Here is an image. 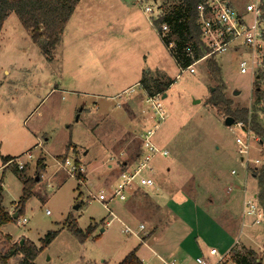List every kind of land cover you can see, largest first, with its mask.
<instances>
[{"label": "rangeland", "instance_id": "obj_1", "mask_svg": "<svg viewBox=\"0 0 264 264\" xmlns=\"http://www.w3.org/2000/svg\"><path fill=\"white\" fill-rule=\"evenodd\" d=\"M127 1L130 4L124 0H82L51 60L33 42L15 13L4 23L0 36L3 208L10 214L21 213L18 203L25 183L32 182V195L22 212L27 222L21 225L15 219L0 228V254H11L8 264H20L23 256L16 248L22 240L41 247V239L50 232L57 234L37 256V264H119L128 252L142 247L138 239L121 231L122 223L113 217L115 214L124 222L126 205H132L129 211L146 230L159 223L162 228L158 235L178 241L167 229L171 217H163L161 208L137 185L131 200L116 199L109 204V211L97 199L101 191L112 194L120 183L124 161L130 166L138 163L144 134L158 124L142 86L145 76L164 77L166 84L171 83L166 97H160L166 119L154 136V142L167 148L170 155L159 156L152 168L156 165L158 171L166 170L164 167L178 170L184 179V191L200 208L209 205L211 211L221 213L231 197L239 220L244 196L253 198L258 193L257 180L245 174L235 141L245 131L235 124L226 125V117L207 103L224 82L223 93L233 108L246 107L255 113L253 76L242 73L239 66L247 51L230 44L226 51L214 55L221 76L210 72L208 60L197 64L195 73H181L144 13L146 5L157 7L159 3L168 12L173 1ZM231 1L244 12L247 0ZM125 12L128 19L122 23L121 33L105 31L108 23ZM119 25L115 24L116 30ZM260 84L263 94L257 113L264 125V81ZM66 156L83 166V182L56 168L54 158ZM6 157L13 162L5 164ZM257 158L264 160V144L260 141L253 142L251 163ZM40 160L44 164L41 169ZM17 162L25 165L23 170L17 169ZM233 169L237 175L231 174ZM231 182L238 186H233L229 194ZM167 184L166 191L173 196L175 188L169 176ZM146 190L154 199L165 202V191ZM239 222L243 233L235 250L254 251L264 264V223L251 225L247 219L243 226ZM71 223L83 236L72 231Z\"/></svg>", "mask_w": 264, "mask_h": 264}, {"label": "built area", "instance_id": "obj_2", "mask_svg": "<svg viewBox=\"0 0 264 264\" xmlns=\"http://www.w3.org/2000/svg\"><path fill=\"white\" fill-rule=\"evenodd\" d=\"M142 2L143 0H136ZM161 3L157 7L146 5L144 13L149 21L152 22L158 35L166 45L170 54L172 55L180 72L189 71L195 73V67L200 62L208 60L211 56L217 53H222L227 50L230 44H237L238 48H244L248 55L244 56L240 61V70L242 73H250L253 80L256 77H261L264 81V0H247L244 12L237 10L231 0H203L198 5V21L202 31V40L207 48L199 57H196V50L192 47L184 49L179 48L176 41L173 39L171 26L166 20L160 21L165 15ZM155 13V17H150V14ZM159 20L157 25L155 21ZM189 59L191 62H188ZM254 82V81H253ZM160 93L148 96L147 101L150 103L151 110L155 115L158 124L153 129L147 130L142 139L143 150L139 156L138 163L129 171L121 173L120 183L112 190V194H106L103 191L99 193L97 199L103 202L108 211L110 210L109 204L118 199L121 201L126 200V189H131L135 185L142 189L152 188L155 186L154 179L148 175L152 171V162L156 157H168L170 152L167 148L161 147L154 142L155 132L159 129V124L165 121L166 114L160 102ZM238 128L245 131L244 136L236 137L237 150L241 155V164L244 167L245 174L252 173L255 166L261 164V160L255 159L251 163L250 153L253 147V142L260 141L259 136L251 129L250 119L248 122H235ZM38 147L45 151L41 142H38ZM29 158H33L32 154H28ZM13 162L11 160L9 163ZM55 166L59 170L66 171L73 178L83 182L84 168L82 165L77 164L76 160L71 159L69 156L54 158ZM25 165L22 162H17V169L23 170ZM147 172V173H146ZM232 175H237V171L233 169ZM82 175V178H80ZM246 192V186L244 187ZM47 213H50L47 211ZM13 214V213H12ZM114 219H118L122 223V232L136 237L139 241H144V236L147 235L146 226L141 224L137 229L124 223L115 214ZM242 218L244 226L247 219H251L252 225H260L264 223V210L258 203L257 195L253 198L244 196L242 202ZM18 224L24 225L27 222L26 217L19 216L16 219ZM111 220L107 223L109 225ZM234 247L225 253L220 252L217 248H209L206 253L195 258V264H232L229 260Z\"/></svg>", "mask_w": 264, "mask_h": 264}, {"label": "trees", "instance_id": "obj_3", "mask_svg": "<svg viewBox=\"0 0 264 264\" xmlns=\"http://www.w3.org/2000/svg\"><path fill=\"white\" fill-rule=\"evenodd\" d=\"M80 0H0V34L3 26L10 14L15 13L36 44L39 45L43 54L48 59H53V52L57 45L61 42L66 25L73 15L76 6ZM173 5L170 11L160 19L168 21L171 26L173 39L176 41L179 48L192 47L196 50V57H199L207 51L202 40V31L198 21V5L203 0H172ZM159 20L155 21L158 25ZM210 72L214 75L221 76V70L215 60L214 56L208 59ZM188 62H191L189 59ZM222 82V81H221ZM261 77H256L253 82V88L256 95L255 113H251L249 108H233L232 102L227 99L223 93L225 83L222 82L212 96L207 100L208 104L214 105L220 114L224 117L232 116L235 122H248L250 119L251 129L259 136L260 143L264 144V125L259 120L258 103L262 98L263 90L261 88ZM171 83L166 85L159 84L156 92H163L165 88L169 87ZM146 89L149 84L142 83ZM146 86V87H145ZM149 94H153L152 90L148 89ZM13 158H4V163H9ZM79 164V161L76 160ZM44 166L42 160L39 161L38 168ZM251 175L257 180L258 193L257 199L259 205L264 210V160L258 166L252 169ZM82 178V175H80ZM84 178V176H83ZM2 184L0 183V193ZM32 195V182L27 181L24 186V195L21 198L19 208H22L19 216H22L25 202ZM14 214V213H13ZM13 214H10L2 206L0 194V228L2 225L15 221ZM18 216V217H19ZM69 227L78 236L83 232L76 227V224L71 223ZM90 232H88L89 234ZM56 232H50L45 239H41V247H38L33 241L25 240L16 248L23 256L20 264H37L36 258L48 245L54 240ZM234 251V252H233ZM230 257L232 264H263V259L258 257L254 251L242 252L233 249ZM11 254H0V264H8ZM119 264H143L137 255V249L129 252Z\"/></svg>", "mask_w": 264, "mask_h": 264}, {"label": "crops", "instance_id": "obj_4", "mask_svg": "<svg viewBox=\"0 0 264 264\" xmlns=\"http://www.w3.org/2000/svg\"><path fill=\"white\" fill-rule=\"evenodd\" d=\"M81 1L82 0H80L78 5L76 6V9L73 13L74 15ZM124 2L126 5L130 4V1L128 2L127 0H124ZM11 15L12 14H10V16ZM9 17L7 19H9ZM71 18L69 19L65 30L70 25ZM127 19L128 13H121L119 16L116 17L115 20L111 21V23H108L104 27V29L105 31L110 30V33L114 34L121 33L123 27L122 23L127 21ZM114 23L120 24L118 26L119 30H116ZM149 74L150 73H148V76ZM142 83H144L145 85L146 83L149 84L148 89L153 91V94H149L148 89L143 87L147 96L159 93L156 92L158 91L157 88L159 87V84L166 85L164 77L159 79L154 76L152 78L145 76V78H143L142 80ZM103 88H105V86H103ZM167 88H165V90L160 93L161 96L163 95V97H166L165 91ZM91 96L99 97L98 94H92ZM100 98L105 97L102 96ZM120 154L123 155L124 153L120 152ZM157 158L158 157L153 160V163ZM123 164L124 168L121 169V173H123L124 171L131 170L137 163L130 166L128 165V162L124 161ZM109 167H112V165L110 164ZM154 168H152V171L150 173H153V175H155L151 176L155 181V186L150 189L151 191L156 192L158 191V189L165 191L167 193V195L164 196L165 202H159L158 200L154 199L151 196L150 191L142 189L141 187L138 188L145 191V193L148 195V198L154 202L156 207L158 205L161 208L164 213L163 217H171L172 220L168 222L167 229L170 231L169 233H172V235H174L175 239L178 241L170 242L166 239H163L160 235L157 234L159 228H162L161 224L155 223L156 225H154L153 228L146 230L147 235L144 236V241H140L142 244L140 250L138 248H135L137 249V255L142 261V263L195 264V258L201 255L202 253H206L209 248L215 247L222 253L230 251L234 247V243L236 242V240H238L240 238V235L243 233L242 229L239 227V221H241V225L243 223L242 211L240 213L241 220H239V218L235 216V211L233 210L234 207L232 203L233 201L231 197L228 199L227 203L225 204L224 210L221 213H218V211L216 210L211 211L209 205L201 206L200 208L199 203L191 199L188 194H186V192L184 191V179L181 178L182 174L178 170H173L172 167H164L166 168V170L164 169L163 171H158L156 170V165L154 166ZM168 176L174 184L173 186L175 189H172L171 192L173 196H171L166 191V188L169 186L167 184ZM234 182L237 184L236 181ZM233 186L237 187L238 185H235L233 182H231V184L227 187V192L229 194H231ZM136 187H132L131 189H129V194H127L126 200H131L134 197V190L138 189ZM177 192L179 193L177 194ZM255 195H257V193ZM126 206L127 209L125 213H123V216L126 219L125 221L128 223V225L130 224L132 227H139L142 224L141 221H136V217L134 214L131 213V209L129 211V206L131 207L132 205ZM239 228L241 230H239ZM102 231H104V229H102ZM142 248L144 249L141 251Z\"/></svg>", "mask_w": 264, "mask_h": 264}, {"label": "water", "instance_id": "obj_5", "mask_svg": "<svg viewBox=\"0 0 264 264\" xmlns=\"http://www.w3.org/2000/svg\"><path fill=\"white\" fill-rule=\"evenodd\" d=\"M238 92H236L235 94H237ZM235 123V119L232 117V116H227L226 118H225V124L226 125H228V126H231V125H233ZM37 180H38V177L36 178ZM18 216H19V212H15L14 214H13V219H17L18 218ZM24 242V240H22L21 241V244Z\"/></svg>", "mask_w": 264, "mask_h": 264}]
</instances>
